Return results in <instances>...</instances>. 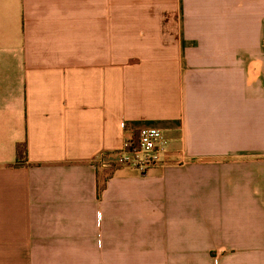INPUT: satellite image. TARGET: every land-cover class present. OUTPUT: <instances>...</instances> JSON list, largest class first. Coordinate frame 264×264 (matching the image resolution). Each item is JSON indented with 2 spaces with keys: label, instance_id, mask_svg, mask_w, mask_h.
I'll return each instance as SVG.
<instances>
[{
  "label": "crops",
  "instance_id": "1",
  "mask_svg": "<svg viewBox=\"0 0 264 264\" xmlns=\"http://www.w3.org/2000/svg\"><path fill=\"white\" fill-rule=\"evenodd\" d=\"M0 264H264V0H0Z\"/></svg>",
  "mask_w": 264,
  "mask_h": 264
},
{
  "label": "built area",
  "instance_id": "2",
  "mask_svg": "<svg viewBox=\"0 0 264 264\" xmlns=\"http://www.w3.org/2000/svg\"><path fill=\"white\" fill-rule=\"evenodd\" d=\"M166 149L167 140L161 130H128L122 148L117 152L102 154L98 163L101 166L130 167L145 173L161 164Z\"/></svg>",
  "mask_w": 264,
  "mask_h": 264
},
{
  "label": "trees",
  "instance_id": "3",
  "mask_svg": "<svg viewBox=\"0 0 264 264\" xmlns=\"http://www.w3.org/2000/svg\"><path fill=\"white\" fill-rule=\"evenodd\" d=\"M25 158H26V145L25 144H17V146H16L17 164L24 162Z\"/></svg>",
  "mask_w": 264,
  "mask_h": 264
}]
</instances>
